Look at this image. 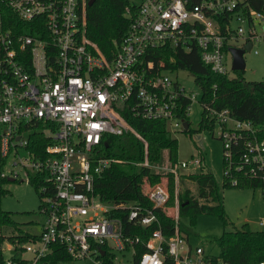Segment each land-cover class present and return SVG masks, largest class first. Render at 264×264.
<instances>
[{"label": "built area", "instance_id": "1", "mask_svg": "<svg viewBox=\"0 0 264 264\" xmlns=\"http://www.w3.org/2000/svg\"><path fill=\"white\" fill-rule=\"evenodd\" d=\"M0 1L39 30L14 34L4 28L0 12V177L33 184L42 217L37 238L24 245L20 261L12 260L11 247L6 263L40 264L61 248L71 261L94 264H163L166 257L173 264H229L189 242L179 229L177 204L172 233L165 234L156 214L169 200L165 186L146 191L150 208L95 195V176L112 161L97 153L108 135L140 137L125 115L184 130L196 95L185 90L163 59L155 63L147 56L166 46L197 48L211 71L229 73V40L251 42L254 53L255 44L264 42V0L261 10L249 7V0L132 1L124 9L127 31L110 58L86 36L85 0ZM221 14L229 25L222 27ZM201 106L215 118L223 176L234 186V173L264 185V140L256 125L236 119L228 109ZM33 129L51 139L40 157L27 148ZM203 160L193 156L167 170L177 179L190 165L204 167ZM123 211L126 225L119 216ZM154 223L158 227L146 238L133 233L135 226ZM259 225L264 227V219Z\"/></svg>", "mask_w": 264, "mask_h": 264}, {"label": "trees", "instance_id": "2", "mask_svg": "<svg viewBox=\"0 0 264 264\" xmlns=\"http://www.w3.org/2000/svg\"><path fill=\"white\" fill-rule=\"evenodd\" d=\"M85 0L86 13V36L95 42L103 54L110 58L116 50L122 37L125 35L129 18L124 15L126 6H133L131 0H94L87 5ZM249 7L263 9L262 0H249ZM0 12L3 15L5 29L12 33H20L23 28L38 30L32 21H21L8 6L0 1ZM222 27L229 25L224 15L217 16ZM224 33V32H223ZM226 51V47L224 48ZM151 57L155 63L163 59L166 67L172 71L180 69L190 72L195 82L200 86L202 94L201 104L221 110L228 109L230 114L238 120H249L257 128L259 138L264 140V80L246 81L243 78V70H232L226 74H216L210 67L200 59V51L197 48L184 50L171 46L161 47L154 50ZM29 61V59H28ZM188 119L187 116H184ZM128 123L136 130L140 137L131 132L121 135H108L105 138L106 145L102 143L98 156L111 159V163L101 173L95 176L93 193L106 202H138L147 207H152L147 199L146 191L156 184L165 186L168 191L173 189L174 176L169 170L178 162L177 140L171 136L162 120H144L125 115ZM216 122L210 111L202 107L201 118L198 128L213 130ZM53 128V127H52ZM190 132L188 129L183 130ZM27 148L40 157L45 145L51 139L33 129L27 134ZM167 152L166 170H159L163 162V153ZM145 163L147 165H145ZM225 164L223 162V168ZM190 173L182 178L193 181L197 187V194H191L185 188L179 197L178 225L180 231L185 233V228L179 221V217L186 216L193 223L197 215L203 213L215 214L222 219L224 226L227 225L226 213L220 196L217 181L207 171ZM238 183L231 185L230 179L223 176V187H250L260 188L264 196V185L257 180H249L241 174L234 173ZM233 176V177H234ZM8 181L0 177V224L7 225L9 232L0 234V264H7L4 257L3 246L7 242L11 245V258L19 262L24 250V245L37 238L38 232H30L18 227L12 220L9 212L1 208V199L6 195L7 190L3 184ZM170 209L172 208V202ZM175 210V209H174ZM156 210L159 225L164 229L165 234L172 233L175 211ZM120 219L126 225V211L119 214ZM154 223L150 227L135 226L133 233L147 237V234L157 228ZM219 248L220 258L229 264H256L264 260V230H251L246 224L241 228L226 229L213 238ZM60 261H71L65 251L61 248L43 258L40 264H57ZM163 264H173L171 258L166 257Z\"/></svg>", "mask_w": 264, "mask_h": 264}, {"label": "rangeland", "instance_id": "3", "mask_svg": "<svg viewBox=\"0 0 264 264\" xmlns=\"http://www.w3.org/2000/svg\"><path fill=\"white\" fill-rule=\"evenodd\" d=\"M136 1V0H131ZM256 32L260 34L261 26L256 27ZM228 46H241V39L228 41ZM254 51L244 52L245 68L243 70V78L246 81L264 80V42L255 44ZM228 65L231 63L230 53L226 54ZM178 82L184 86L187 92L196 95V99L192 101L188 123L190 132L181 129H173L170 131L172 137L177 140V159L181 161H189L193 156L201 155L203 157V166L195 168L190 165L184 169L183 173L178 174V178H174L173 189L169 191V200L167 201L165 211H173L176 209V204L179 205V197L185 188H188L191 194H197L195 183L187 177L191 173H200L203 171L210 172L217 181L220 196L226 213L227 225L224 226L223 221L215 214L203 213L195 217L194 222L186 216L179 217V221L185 228V234L189 238V242L194 246H202L205 253L213 256H220L219 248L213 241L214 237L219 236L224 227L226 229L241 228L247 225L251 230H264V227L259 225V221L264 219V196L260 188L250 187H223V145L220 139L217 138L218 129L212 131L203 129L194 131L198 128V123L201 118L202 106L200 97L202 90L195 82L193 75L187 70L180 69L177 72ZM169 74L170 77H176L175 74ZM233 74V71H231ZM201 150V151H200ZM199 152V155H198ZM167 152L163 153V164L161 171L166 170ZM7 190L5 196L1 199V208L10 213L13 222L23 230L30 232H38L42 217L38 212L40 205V197L38 189L25 181H6L3 184ZM170 202L172 208L170 209ZM175 211V210H174ZM7 225L0 224V234L9 232ZM11 245L4 243L3 250L5 256L9 254ZM57 264H94L90 260L78 261H60Z\"/></svg>", "mask_w": 264, "mask_h": 264}, {"label": "water", "instance_id": "4", "mask_svg": "<svg viewBox=\"0 0 264 264\" xmlns=\"http://www.w3.org/2000/svg\"><path fill=\"white\" fill-rule=\"evenodd\" d=\"M94 0H88L87 5H91ZM251 42H247L242 46H230L228 47V52L231 55V70L241 71L245 68V61H244V52L250 51L251 49ZM184 130L188 129V122H183ZM12 181V180H8Z\"/></svg>", "mask_w": 264, "mask_h": 264}]
</instances>
